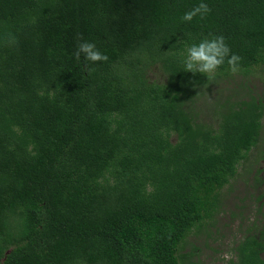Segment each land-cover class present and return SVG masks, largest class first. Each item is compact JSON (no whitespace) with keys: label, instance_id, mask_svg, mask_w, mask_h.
<instances>
[{"label":"trees","instance_id":"1","mask_svg":"<svg viewBox=\"0 0 264 264\" xmlns=\"http://www.w3.org/2000/svg\"><path fill=\"white\" fill-rule=\"evenodd\" d=\"M218 35L240 68L264 64V0H0V264H178L264 117L253 95L214 124L186 108L214 79L185 72V50ZM81 39L108 57L91 73ZM154 63L164 82L144 78ZM263 235L264 219L234 264H264Z\"/></svg>","mask_w":264,"mask_h":264},{"label":"rangeland","instance_id":"2","mask_svg":"<svg viewBox=\"0 0 264 264\" xmlns=\"http://www.w3.org/2000/svg\"><path fill=\"white\" fill-rule=\"evenodd\" d=\"M231 74L228 69L212 82L198 87L186 101V108L195 120L214 124L216 111L228 103L247 98L250 95L264 102V64L256 63ZM147 82H164L166 74L158 63L149 65L144 71ZM259 137L241 160L236 173L218 190V205L212 215L203 219L200 225L192 227L179 242L176 254L178 264L189 260L194 264H225L221 255L233 253L232 246L247 230L259 227L264 219V199L259 194L264 190V117ZM170 141L175 134L170 133ZM264 240V235H263ZM189 253L188 256H183ZM264 256V250L262 251Z\"/></svg>","mask_w":264,"mask_h":264},{"label":"clouds","instance_id":"3","mask_svg":"<svg viewBox=\"0 0 264 264\" xmlns=\"http://www.w3.org/2000/svg\"><path fill=\"white\" fill-rule=\"evenodd\" d=\"M211 9L207 4L201 2L199 5L186 12L182 17V22H191L193 18L199 16L204 19ZM73 57L77 62L83 58L84 68L91 73L95 69L90 67V64L107 61L108 57L102 54L94 43L86 40H80L76 50L73 52ZM241 57L231 52L230 47L225 42V37L222 35L213 36L211 39H202L199 43H193L188 46L183 55V70L193 74L201 73L206 76L207 80H213L218 70L225 63L228 65V71L231 74H236L240 69ZM233 259V253L226 251L221 255V260L227 262Z\"/></svg>","mask_w":264,"mask_h":264},{"label":"flooded vegetation","instance_id":"4","mask_svg":"<svg viewBox=\"0 0 264 264\" xmlns=\"http://www.w3.org/2000/svg\"><path fill=\"white\" fill-rule=\"evenodd\" d=\"M262 222V221H261ZM263 251V250H262ZM262 251H261V253H260V255L262 256V257H264L263 255H262Z\"/></svg>","mask_w":264,"mask_h":264}]
</instances>
